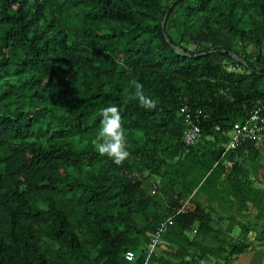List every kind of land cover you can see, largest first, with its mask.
Listing matches in <instances>:
<instances>
[{
	"label": "trees",
	"instance_id": "trees-1",
	"mask_svg": "<svg viewBox=\"0 0 264 264\" xmlns=\"http://www.w3.org/2000/svg\"><path fill=\"white\" fill-rule=\"evenodd\" d=\"M262 103L264 0H0V264L232 260L249 232L214 206L264 205L246 165L264 140L225 151ZM110 104L120 165L91 144Z\"/></svg>",
	"mask_w": 264,
	"mask_h": 264
},
{
	"label": "crops",
	"instance_id": "crops-1",
	"mask_svg": "<svg viewBox=\"0 0 264 264\" xmlns=\"http://www.w3.org/2000/svg\"><path fill=\"white\" fill-rule=\"evenodd\" d=\"M262 147V146H261ZM246 155L250 156V160L246 162L248 171H253L250 179L252 180L250 185L254 188H264V167L257 169L256 166H258V160L256 161V158L261 156L260 154L256 153H248ZM226 197L224 199L229 198L230 196L225 195ZM205 197H202L203 201ZM219 198V197H218ZM215 197V199H218ZM225 200L223 204L219 205V202L215 203L216 210H221L224 207ZM234 215L236 216V220L232 221L234 222L232 233H231V239L234 241H238V239H245V237L242 235L244 232H249L247 235V241L252 242L251 245L247 248V250L243 251L242 253L234 254L232 256V260L228 262H224L222 259L214 258L210 259L204 262H201L200 264H264V240L256 242L257 240H254L255 238H259L257 232L261 231V237L264 239V224L256 223L255 226H251L249 222L252 219V216L256 217L257 219L264 220V217L262 216L264 205L261 204L259 207H252L249 205L248 210L241 211L239 210V205H233ZM239 210V211H238ZM230 209L229 205L225 207L224 210H222V218L224 219L222 225L224 226V230L226 229V225L231 222L230 217ZM252 212V216L248 213ZM243 217V218H242ZM244 219V220H243ZM160 239V237H159ZM161 240V239H160ZM157 250V249H156Z\"/></svg>",
	"mask_w": 264,
	"mask_h": 264
},
{
	"label": "clouds",
	"instance_id": "clouds-1",
	"mask_svg": "<svg viewBox=\"0 0 264 264\" xmlns=\"http://www.w3.org/2000/svg\"><path fill=\"white\" fill-rule=\"evenodd\" d=\"M132 84L134 86V91L131 93V97L138 102V106L145 110L155 109L157 107V101L151 96L145 94L143 84L138 80H133ZM98 111L100 116V126L95 137L91 139V144L100 156H107L113 163L120 165L130 155L128 151L127 136L121 123V109L116 104H110L99 108ZM232 131L228 134L230 139L226 144V152L235 150V148L242 145L241 143L239 146L230 149V143L233 137ZM232 163V161L227 162L228 165H232ZM125 259L132 261L134 259L133 253H126Z\"/></svg>",
	"mask_w": 264,
	"mask_h": 264
},
{
	"label": "built area",
	"instance_id": "built-area-1",
	"mask_svg": "<svg viewBox=\"0 0 264 264\" xmlns=\"http://www.w3.org/2000/svg\"><path fill=\"white\" fill-rule=\"evenodd\" d=\"M195 132L189 136L188 141L191 142L195 137V133L198 132V128L194 129ZM232 141L230 143V149L239 146L245 139L251 140H264V103L256 105L250 112L249 117L243 121L236 122L232 131ZM173 220L171 218L161 222L159 232L155 236V240L150 244L151 252L155 250V245L160 242V234L165 230L168 225H172ZM135 253L133 251H128ZM127 252V253H128Z\"/></svg>",
	"mask_w": 264,
	"mask_h": 264
},
{
	"label": "rangeland",
	"instance_id": "rangeland-1",
	"mask_svg": "<svg viewBox=\"0 0 264 264\" xmlns=\"http://www.w3.org/2000/svg\"><path fill=\"white\" fill-rule=\"evenodd\" d=\"M225 207H227V204H226V203H224V207L219 211V215L222 216V213H221V212H222V210L225 209ZM229 209L231 210V211H230L231 214H234V213H235V212H234L235 209H233V208L230 207V206H229ZM248 214H250L251 216L253 215L252 212H251V213H248ZM242 218H243V217H242ZM243 220H244V219H243ZM256 223L264 224V220H263V219L260 220V219H257L255 216H254V217L252 216V219H251V221L249 222V224H250L251 226L254 227ZM263 227H264V225H263ZM257 234H258V237H259V238H255V239H254V240H257L256 242H259V241L264 240V239L260 236V235H261V231H258ZM242 235H244V233H242Z\"/></svg>",
	"mask_w": 264,
	"mask_h": 264
}]
</instances>
